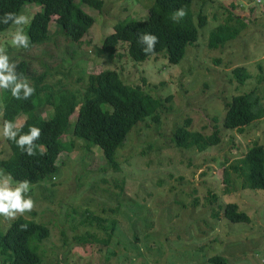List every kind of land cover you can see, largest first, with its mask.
<instances>
[{
    "label": "rangeland",
    "instance_id": "obj_1",
    "mask_svg": "<svg viewBox=\"0 0 264 264\" xmlns=\"http://www.w3.org/2000/svg\"><path fill=\"white\" fill-rule=\"evenodd\" d=\"M153 1L103 0L100 10L81 4L94 23L77 43L54 22L49 39L29 50L11 44L16 25L0 32L9 63L23 58L34 75L45 72L52 96L82 89L86 75L113 70L125 83L143 84L160 102L154 117L138 122L116 150V168L108 166L97 145L72 134L77 113L70 116L62 138L70 149L59 154L52 177L29 183L25 195L35 206L18 215L49 230L37 245L42 257L37 264H212V256L223 258V264H264V190L222 181L223 166L236 163L253 142L264 147V117L241 132L221 126L224 102L240 92L253 89L264 110V0H192L195 20L201 12L206 24L176 65L167 63L164 51L137 62L125 43L113 53L100 48L116 22L145 19ZM36 11L40 6L25 2L19 14L30 21ZM228 13L245 26L233 40L210 49L208 34ZM28 23L21 26L25 34ZM235 67L248 75L243 84L231 76ZM50 110L45 105L36 112L46 117ZM187 117L192 130L210 134L217 127L219 144L203 152L173 146L170 135ZM2 128L0 117V162L10 154ZM227 202L250 221L232 224L221 214L213 216ZM96 217L117 220L108 245L79 240L86 234L104 236ZM13 219L0 216L2 233Z\"/></svg>",
    "mask_w": 264,
    "mask_h": 264
},
{
    "label": "trees",
    "instance_id": "obj_2",
    "mask_svg": "<svg viewBox=\"0 0 264 264\" xmlns=\"http://www.w3.org/2000/svg\"><path fill=\"white\" fill-rule=\"evenodd\" d=\"M25 2L40 6V11L32 14L26 28L29 37V46L24 48L26 50L49 39L52 22L67 39L80 42L94 23V18L82 9L81 4L96 10L103 6V0H0V32L12 24L11 21L7 24L2 22L4 14L19 13ZM191 4L192 0H154L145 19L116 22L113 31L103 38L100 48L113 53L120 43H125L128 56L137 62L164 51L167 63L176 65L183 58L187 45L197 40L198 28L206 24V16L201 12L195 20ZM179 9H183L186 15L173 20L174 13ZM234 20L232 14L228 13L224 21L208 34L207 45L210 49H217L233 40L244 28L243 21ZM144 34L158 38L154 53L143 52V48L148 47L142 39ZM15 65L18 78L26 80L34 88V93L27 99H16L10 89L4 90L0 106L1 125L3 127L5 120L15 125L16 119L23 116L15 125L18 130L17 139L19 135L27 134L32 126L41 130L40 138L34 141L36 148L31 156L20 149L15 140L5 138L10 154L0 165L3 172L10 174L16 182L28 180L29 183H36L55 174L59 154L70 149V146L63 144L62 138L74 112L77 115L72 134L97 145L108 166L116 168V150L128 133L138 122L154 117L160 106L159 100L147 93L143 84L125 83L113 70L86 75L82 89L52 96L45 85V72L34 75L30 71L29 61L23 58L15 62ZM230 73L238 84H243L248 78L242 67H235ZM45 105L50 106L51 110L43 117L37 114L36 109ZM223 106L221 126L227 130L241 132L252 122L264 117L260 98L253 89L231 96ZM191 123L187 117L172 131L169 140L173 146L203 152L219 144L217 127L210 134H205L192 130ZM230 173L234 175L232 180L229 178ZM235 180H238L240 189L264 190V147L261 144L253 142L236 163L223 166V183L229 185ZM219 214L232 224L250 221V217L233 202L220 205L219 212L215 211L213 216L218 217ZM95 219L103 229L104 236L98 238L86 234L79 237V240L108 245L114 235L117 220L112 219L105 224L104 220L98 217ZM22 225L26 227L22 228ZM48 235L49 230L44 224L22 216L16 217L3 233L0 231L2 264H37L42 259L37 245ZM208 260L212 264L224 263V259L219 256H212Z\"/></svg>",
    "mask_w": 264,
    "mask_h": 264
},
{
    "label": "clouds",
    "instance_id": "obj_3",
    "mask_svg": "<svg viewBox=\"0 0 264 264\" xmlns=\"http://www.w3.org/2000/svg\"><path fill=\"white\" fill-rule=\"evenodd\" d=\"M186 12L179 9L174 13L172 19L178 20L183 18ZM9 21L16 25L15 32L12 33L11 44L16 47L27 48L29 46V37L24 33L22 25L29 22L28 17L19 13H5L3 23L7 24ZM142 39L147 43L148 47L143 48L145 54L154 53L155 45L158 43V38L152 34L142 35ZM16 65L9 63V57L5 54L3 49H0V89L11 90V94L16 99H27L34 93V88L29 86L28 82L19 79L15 73ZM23 93V97H21ZM2 135L8 140H15L17 146L22 149L27 155L34 154L36 145L34 141L41 136V130L38 127L32 126L27 134L19 135L17 139L18 130L16 126L5 120L2 128ZM43 148V146H40ZM30 189L28 180L16 182L13 187L12 177L10 174H5L0 169V216L5 218H16L18 215H24L26 212H31L35 206L33 199L26 193ZM25 228V225L21 226Z\"/></svg>",
    "mask_w": 264,
    "mask_h": 264
}]
</instances>
